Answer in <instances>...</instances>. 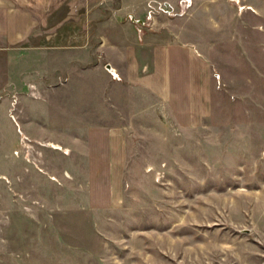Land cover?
<instances>
[{
	"label": "rangeland",
	"instance_id": "1",
	"mask_svg": "<svg viewBox=\"0 0 264 264\" xmlns=\"http://www.w3.org/2000/svg\"><path fill=\"white\" fill-rule=\"evenodd\" d=\"M88 1L50 15L48 27L89 18L88 33L114 19L134 24L141 38L157 20L187 18L194 4L143 0L141 19L124 8L133 0ZM220 1L229 5L223 24L201 35L215 85L196 124L179 126L164 105L150 109L142 95L141 104L126 101L119 89L95 91L92 108L72 102L70 76H59L49 56L8 72L0 55V264H264V0ZM77 29L71 22L66 32ZM109 76L120 80L112 69ZM21 93L52 101L47 135L21 98L11 109L8 99ZM8 107L33 123L14 152L17 166ZM62 118L68 126L55 128ZM100 125L127 129L120 168L87 166V138L75 136Z\"/></svg>",
	"mask_w": 264,
	"mask_h": 264
},
{
	"label": "crops",
	"instance_id": "2",
	"mask_svg": "<svg viewBox=\"0 0 264 264\" xmlns=\"http://www.w3.org/2000/svg\"><path fill=\"white\" fill-rule=\"evenodd\" d=\"M142 1L133 0L129 5L124 2V8L136 10L132 13L142 19L145 13L137 10L144 9L140 5ZM178 1L168 2L176 5ZM87 3L88 0H0V55L7 58L8 72L11 65L19 60H44L49 56L59 76H70L71 81L66 90L74 95L71 96L72 102H82L84 106L92 108L95 91L101 89L100 93L104 94L112 88L114 92L116 89L125 91L126 101L141 104L137 97H147L150 109L164 105L179 126L203 120L212 103L215 80L213 65L203 51L201 35L223 24L222 10L229 5L220 0H194L190 16L177 22L157 20V27L147 31L141 38L134 24L114 19L99 21L95 32L88 33L86 21L89 18L61 17L55 21L53 28L48 27L49 16L53 17L58 10H76L81 4ZM71 22L74 27L78 26V33L75 30L66 32ZM108 68L118 74L119 81L109 76ZM97 73L107 81L105 86H100ZM71 75H74L73 79ZM78 75H82L81 79ZM9 80L10 87L16 89L15 74H9ZM17 97L27 107L30 105L29 110L34 112L35 117L29 120H38L36 125L47 135L50 131L48 105L52 101L44 99L33 102L21 93L8 99V103L13 106L11 109H15ZM9 108L7 117L15 125L11 163L17 166L14 152L20 147L21 139L27 140L32 135L33 123H28L21 112L12 114ZM55 125V128L68 126L63 118L61 124ZM83 135L87 138L85 152L88 167L94 166L101 170L120 168L123 154L126 155L125 127L90 126L77 134L75 140ZM50 146L61 147L59 143ZM99 176V183H103L104 177Z\"/></svg>",
	"mask_w": 264,
	"mask_h": 264
},
{
	"label": "built area",
	"instance_id": "3",
	"mask_svg": "<svg viewBox=\"0 0 264 264\" xmlns=\"http://www.w3.org/2000/svg\"><path fill=\"white\" fill-rule=\"evenodd\" d=\"M190 1H191V0H182V1L180 2V6H181V8H182V9L187 8V7L190 5ZM168 14H169L170 16H175V13L172 12V11H168ZM130 19H131V20H134V18H133L132 16H130Z\"/></svg>",
	"mask_w": 264,
	"mask_h": 264
},
{
	"label": "water",
	"instance_id": "4",
	"mask_svg": "<svg viewBox=\"0 0 264 264\" xmlns=\"http://www.w3.org/2000/svg\"><path fill=\"white\" fill-rule=\"evenodd\" d=\"M108 69H111V68H108Z\"/></svg>",
	"mask_w": 264,
	"mask_h": 264
}]
</instances>
